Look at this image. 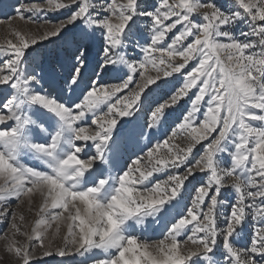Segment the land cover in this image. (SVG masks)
Returning a JSON list of instances; mask_svg holds the SVG:
<instances>
[{"label":"snow or ice","instance_id":"obj_1","mask_svg":"<svg viewBox=\"0 0 264 264\" xmlns=\"http://www.w3.org/2000/svg\"><path fill=\"white\" fill-rule=\"evenodd\" d=\"M8 7L0 261L264 264V0Z\"/></svg>","mask_w":264,"mask_h":264},{"label":"rangeland","instance_id":"obj_2","mask_svg":"<svg viewBox=\"0 0 264 264\" xmlns=\"http://www.w3.org/2000/svg\"><path fill=\"white\" fill-rule=\"evenodd\" d=\"M17 2V0H0V37H2L7 32V27L9 21L7 19H4L5 15H12V13L9 11V4H13ZM19 2H24V0H19ZM14 23L21 25V22L14 21ZM8 227L7 224H0V232H2L4 229ZM250 233H245V239L241 241L242 244H247L249 242L248 237ZM157 238L155 235H153V239ZM2 243V242H0ZM0 264H7V258L5 260L0 261ZM43 264H84L83 260L79 256H69V257H54V258H45L43 261Z\"/></svg>","mask_w":264,"mask_h":264}]
</instances>
